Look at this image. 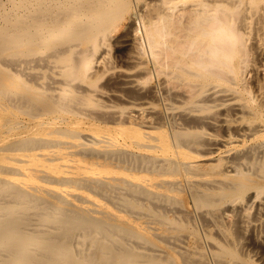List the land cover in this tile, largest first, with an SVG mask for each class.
I'll return each mask as SVG.
<instances>
[{
  "label": "bare ground",
  "instance_id": "obj_1",
  "mask_svg": "<svg viewBox=\"0 0 264 264\" xmlns=\"http://www.w3.org/2000/svg\"><path fill=\"white\" fill-rule=\"evenodd\" d=\"M263 60L264 0H0V264H264Z\"/></svg>",
  "mask_w": 264,
  "mask_h": 264
},
{
  "label": "rangeland",
  "instance_id": "obj_2",
  "mask_svg": "<svg viewBox=\"0 0 264 264\" xmlns=\"http://www.w3.org/2000/svg\"><path fill=\"white\" fill-rule=\"evenodd\" d=\"M114 55H115V53H114ZM263 62H264V60H263Z\"/></svg>",
  "mask_w": 264,
  "mask_h": 264
}]
</instances>
